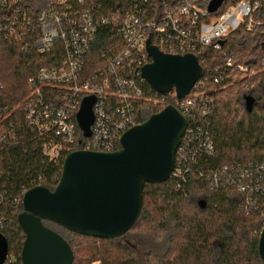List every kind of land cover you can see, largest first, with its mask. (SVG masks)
I'll use <instances>...</instances> for the list:
<instances>
[{
  "label": "built area",
  "instance_id": "built-area-1",
  "mask_svg": "<svg viewBox=\"0 0 264 264\" xmlns=\"http://www.w3.org/2000/svg\"><path fill=\"white\" fill-rule=\"evenodd\" d=\"M44 1L45 6L34 15L21 0H0V41L21 40L26 33L39 31L35 44L38 53L55 55L53 66L39 69L28 80L32 92L20 106L28 131L41 142L43 153L56 163L62 153L77 149L117 151L122 135L140 124L139 104L152 103L163 109L167 106V100L147 93L146 84L150 85L142 77V68L152 61L146 50L149 38L165 53H192L205 60L208 49H220L234 32L243 29L252 33L259 45L258 69L237 63L239 53H226L221 69L208 75L203 69V76L191 92L182 100L176 99L188 126L176 151L170 179L176 190H184L189 174L200 166L196 173L211 190L236 188L244 196L246 213L261 209L264 217V163L207 170L203 167L216 154L208 129L215 107L213 93L233 83L226 80L230 71L248 77L264 71V0H224L215 12L208 9L211 0H129L125 12L112 18L100 15L97 0ZM110 24L115 25L125 47L109 59L108 51H103L100 56L105 63L87 73L86 59L92 43ZM89 96L95 97L94 122L91 136L84 137L77 113L83 99ZM7 139V134L0 132V151ZM19 201L0 184L1 233L9 223V211ZM14 261V254L8 252L4 264Z\"/></svg>",
  "mask_w": 264,
  "mask_h": 264
},
{
  "label": "trees",
  "instance_id": "trees-1",
  "mask_svg": "<svg viewBox=\"0 0 264 264\" xmlns=\"http://www.w3.org/2000/svg\"><path fill=\"white\" fill-rule=\"evenodd\" d=\"M34 15L45 6L44 0H21ZM101 16L121 15L129 0H97ZM33 12V13H32ZM40 32H29L21 40L5 38L0 41V132L7 134V143L0 151V184L19 197L16 208L9 211V223L2 231L8 240L13 264H22L21 253L26 235L19 225L23 211V196L31 188L43 185L54 190L62 174L68 152L58 163L50 160L26 127L20 106L32 92L28 80L43 67L55 64V55L40 54L35 46ZM125 47L115 25L102 29L87 55L85 71H93ZM258 42L252 33L240 29L231 34L220 49H208L205 60L199 57L204 75L221 69L226 53H239L237 63L259 68ZM227 81L235 84L213 93L215 107L208 129L215 143L216 154L203 167L215 169L225 165L264 163V71L248 77L230 71ZM210 85L209 87H211ZM153 98L165 99L177 105L174 92L158 95L146 84ZM256 99L251 113L245 108V97ZM161 106L141 103L137 120L142 123ZM14 135V138L12 137ZM120 148V146H119ZM189 174L184 190H176L169 179L162 184L146 183L143 208L135 225L122 237L115 239L78 235L54 223L44 224L60 233L74 251L73 264H264L259 251V237L264 225L261 209L246 213L244 196L234 187L211 190L196 169ZM39 179L41 181L39 182ZM198 199H206L201 209Z\"/></svg>",
  "mask_w": 264,
  "mask_h": 264
},
{
  "label": "water",
  "instance_id": "water-1",
  "mask_svg": "<svg viewBox=\"0 0 264 264\" xmlns=\"http://www.w3.org/2000/svg\"><path fill=\"white\" fill-rule=\"evenodd\" d=\"M223 2L211 0L209 11H217ZM146 50L152 61L142 68V77L159 95L174 92L182 100L203 76V67L192 53H165L150 38ZM94 103V96L85 97L77 113L84 137L91 136ZM255 103L252 95L245 97L248 113ZM187 126L184 114L169 104L127 130L117 151L77 149L69 153L54 190L39 185L23 196V211L18 216L26 235L22 264H73L69 242L44 221L83 236L115 239L125 235L141 214L145 184H162L171 178ZM198 205L205 209L206 199H200ZM258 251L264 262V225ZM8 252V240L0 232V264L5 263Z\"/></svg>",
  "mask_w": 264,
  "mask_h": 264
},
{
  "label": "rangeland",
  "instance_id": "rangeland-1",
  "mask_svg": "<svg viewBox=\"0 0 264 264\" xmlns=\"http://www.w3.org/2000/svg\"><path fill=\"white\" fill-rule=\"evenodd\" d=\"M235 84V81H233V83H231L230 85H228L227 87H229V86H232V85H234ZM225 89V88H224ZM198 200H200V199H198ZM198 202L199 201H197V204H198ZM264 218V217H263Z\"/></svg>",
  "mask_w": 264,
  "mask_h": 264
}]
</instances>
